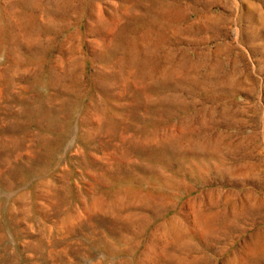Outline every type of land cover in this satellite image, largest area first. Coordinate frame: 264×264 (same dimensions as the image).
<instances>
[{"label": "rangeland", "instance_id": "374dc122", "mask_svg": "<svg viewBox=\"0 0 264 264\" xmlns=\"http://www.w3.org/2000/svg\"><path fill=\"white\" fill-rule=\"evenodd\" d=\"M0 264H264V0H0Z\"/></svg>", "mask_w": 264, "mask_h": 264}]
</instances>
